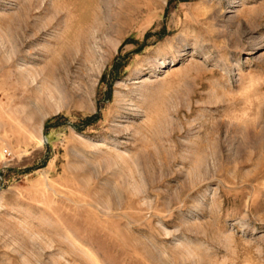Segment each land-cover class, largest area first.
<instances>
[{
	"label": "rangeland",
	"instance_id": "374dc122",
	"mask_svg": "<svg viewBox=\"0 0 264 264\" xmlns=\"http://www.w3.org/2000/svg\"><path fill=\"white\" fill-rule=\"evenodd\" d=\"M0 264H264V0H0Z\"/></svg>",
	"mask_w": 264,
	"mask_h": 264
},
{
	"label": "trees",
	"instance_id": "16d2710c",
	"mask_svg": "<svg viewBox=\"0 0 264 264\" xmlns=\"http://www.w3.org/2000/svg\"><path fill=\"white\" fill-rule=\"evenodd\" d=\"M118 59H119V57H116V59L113 61V63H112V65H111V67H112V71L111 72H116V71H118V66H117V64H118ZM48 123V122H47Z\"/></svg>",
	"mask_w": 264,
	"mask_h": 264
}]
</instances>
